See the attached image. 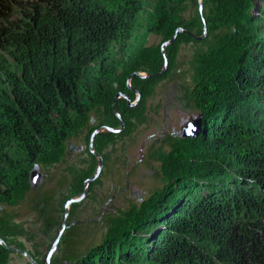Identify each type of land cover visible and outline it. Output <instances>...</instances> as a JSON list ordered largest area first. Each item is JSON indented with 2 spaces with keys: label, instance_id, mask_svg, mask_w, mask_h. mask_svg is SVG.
I'll return each instance as SVG.
<instances>
[{
  "label": "trees",
  "instance_id": "obj_1",
  "mask_svg": "<svg viewBox=\"0 0 264 264\" xmlns=\"http://www.w3.org/2000/svg\"><path fill=\"white\" fill-rule=\"evenodd\" d=\"M187 1L0 0V203L21 198L33 165L62 159L95 107L120 124L117 93L127 125L177 46L199 42L177 33L165 56L143 46L149 33L167 43L201 28L182 20ZM201 8L213 34L191 87L201 132L162 154L161 188L74 264H264V0ZM8 230L0 219L6 245ZM9 254L0 245V264Z\"/></svg>",
  "mask_w": 264,
  "mask_h": 264
},
{
  "label": "rangeland",
  "instance_id": "obj_2",
  "mask_svg": "<svg viewBox=\"0 0 264 264\" xmlns=\"http://www.w3.org/2000/svg\"><path fill=\"white\" fill-rule=\"evenodd\" d=\"M198 2L187 1L182 13L184 22L191 24L198 20ZM206 16L207 9H202L203 20ZM204 29L203 38L196 40L199 42H181L177 46L170 69L165 64L166 76L149 89L142 108L127 117V125L121 127L106 110L97 106L84 126L66 139L58 163L32 166L29 174L36 169L39 175L36 186H30L12 205L0 203V219L8 225L6 240L10 246L25 251L36 264H44L60 231L63 205L72 199L75 202L66 206L63 232L47 264H74L99 245L126 212L161 188L162 154L183 139L179 135L181 127L199 114L191 98V87L195 58L205 51L210 38L212 42L213 34L206 35L205 21ZM139 33L134 34L133 42H139ZM191 34L202 36V28L193 29ZM161 45L159 35H145L143 46L159 48L165 56V47ZM114 116L119 114L116 112ZM103 133L111 136L94 139ZM92 177L95 178L85 184ZM80 186L85 189L82 198H79ZM6 264L29 263L11 253Z\"/></svg>",
  "mask_w": 264,
  "mask_h": 264
},
{
  "label": "water",
  "instance_id": "obj_3",
  "mask_svg": "<svg viewBox=\"0 0 264 264\" xmlns=\"http://www.w3.org/2000/svg\"><path fill=\"white\" fill-rule=\"evenodd\" d=\"M201 2L202 0H199L198 2V6H197V12H198V15H199V20L201 22V28H202V36L200 37H195L194 35H192L191 33L181 29V28H178L177 30H175L172 38L167 42V43H162L161 47H165L169 44H171L173 42V40L175 39L177 33H184L186 35H188L190 38L194 39V40H200L203 38L204 34H205V29H204V20H203V17H202V8H201ZM165 68V64H164V67L162 69V71L164 70ZM134 75H138L139 77H141L139 74L137 73H134L132 75H130L128 77V82L130 81L131 77L134 76ZM146 76V75H145ZM129 87V86H128ZM120 97V94L117 93L113 99V103L115 102V100ZM137 98V96H136ZM126 104L127 106H131L133 104H130L129 100L126 98ZM112 103V111L114 113V115L116 114V111H115V107H114V104ZM117 117V116H116ZM117 119L119 120L120 122V125L122 127L123 123L121 121V119L119 117H117ZM201 125V119H200V114H198V116L193 119V120H190L188 121L187 123H185L181 129H180V137L183 138V139H186V138H193V137H196L197 135H199V133L201 132L200 130V126ZM109 132H117V131H112V130H109ZM91 146V138L89 140V143H88V147L90 148ZM98 166H99V169H100V166H101V161L99 160L98 162ZM39 177V175L37 174V170L36 169H33L30 174H29V186L31 187H35L36 186V183H37V178ZM95 177H92L88 180L85 181V184H89ZM84 193H85V189L83 188L81 193H80V196L79 198H82L84 196ZM72 202H75V200H72V199H69L67 200L64 205H63V213H62V216H61V219H60V223H59V227H60V231L55 235L51 245H50V249L45 257V262L44 264H47V261L49 259V256L50 254L52 253L59 237L61 236L62 232H63V227H64V222H65V219H66V216H67V210H66V206L71 204ZM0 245L5 249V250H8L10 251L11 253H15L17 255H20L21 257H23L29 264H36V262L31 258V256L29 254H27L25 251L23 250H20V249H16L10 245H6L4 242L0 241Z\"/></svg>",
  "mask_w": 264,
  "mask_h": 264
}]
</instances>
